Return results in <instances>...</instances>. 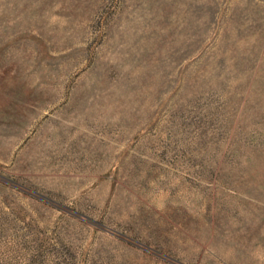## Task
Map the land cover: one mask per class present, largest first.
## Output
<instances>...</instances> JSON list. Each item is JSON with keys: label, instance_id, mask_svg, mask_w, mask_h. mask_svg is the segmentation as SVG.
I'll return each mask as SVG.
<instances>
[{"label": "rangeland", "instance_id": "rangeland-1", "mask_svg": "<svg viewBox=\"0 0 264 264\" xmlns=\"http://www.w3.org/2000/svg\"><path fill=\"white\" fill-rule=\"evenodd\" d=\"M0 264H264V0H0Z\"/></svg>", "mask_w": 264, "mask_h": 264}]
</instances>
